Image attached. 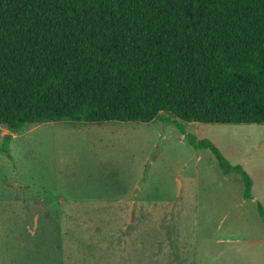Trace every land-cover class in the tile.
<instances>
[{
	"label": "rangeland",
	"instance_id": "1",
	"mask_svg": "<svg viewBox=\"0 0 264 264\" xmlns=\"http://www.w3.org/2000/svg\"><path fill=\"white\" fill-rule=\"evenodd\" d=\"M189 135L242 165L252 197ZM8 147L0 264H264V124L52 121Z\"/></svg>",
	"mask_w": 264,
	"mask_h": 264
},
{
	"label": "trees",
	"instance_id": "2",
	"mask_svg": "<svg viewBox=\"0 0 264 264\" xmlns=\"http://www.w3.org/2000/svg\"><path fill=\"white\" fill-rule=\"evenodd\" d=\"M163 116L264 124V0H0V152L30 124Z\"/></svg>",
	"mask_w": 264,
	"mask_h": 264
}]
</instances>
